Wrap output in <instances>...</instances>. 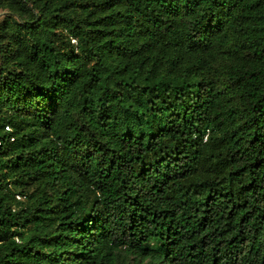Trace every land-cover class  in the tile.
Listing matches in <instances>:
<instances>
[{"label": "trees", "instance_id": "16d2710c", "mask_svg": "<svg viewBox=\"0 0 264 264\" xmlns=\"http://www.w3.org/2000/svg\"><path fill=\"white\" fill-rule=\"evenodd\" d=\"M1 8L0 264H264V0Z\"/></svg>", "mask_w": 264, "mask_h": 264}, {"label": "rangeland", "instance_id": "374dc122", "mask_svg": "<svg viewBox=\"0 0 264 264\" xmlns=\"http://www.w3.org/2000/svg\"><path fill=\"white\" fill-rule=\"evenodd\" d=\"M6 16H8V14H7V10L4 9V8H1V9H0V22H1ZM73 43H74V42H73Z\"/></svg>", "mask_w": 264, "mask_h": 264}, {"label": "built area", "instance_id": "2783aa9c", "mask_svg": "<svg viewBox=\"0 0 264 264\" xmlns=\"http://www.w3.org/2000/svg\"><path fill=\"white\" fill-rule=\"evenodd\" d=\"M4 129L5 130H10V126L8 124H6L4 126ZM206 136H207V134L204 136V139H206ZM11 140H13V138H11ZM0 143H1V141H0ZM16 198L20 199V196L19 195H16Z\"/></svg>", "mask_w": 264, "mask_h": 264}]
</instances>
